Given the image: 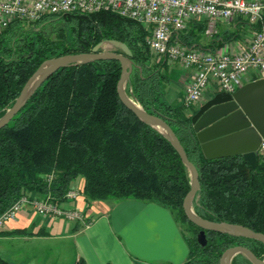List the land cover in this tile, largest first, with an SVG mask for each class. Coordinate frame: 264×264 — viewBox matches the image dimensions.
Masks as SVG:
<instances>
[{
    "label": "trees",
    "instance_id": "1",
    "mask_svg": "<svg viewBox=\"0 0 264 264\" xmlns=\"http://www.w3.org/2000/svg\"><path fill=\"white\" fill-rule=\"evenodd\" d=\"M205 27L204 20L190 21L179 41L202 47ZM149 35L141 23L106 10L49 14L36 22L12 20L0 31V116L43 60L88 52L101 40L124 42L132 53L126 92L148 113L165 119L197 168L194 211L264 233V152L256 155L254 167L242 155H203L191 123L197 107L167 101V59L150 50ZM239 35L220 29L209 49ZM120 71L116 59L59 68L0 128V214L29 192L61 202L79 177L87 201L130 198L171 210L190 232L184 236L188 253L183 264H219L222 252L233 245L264 259L263 243L252 238L206 230V244L198 243L200 228L182 209L190 188L188 170L171 143L121 102L116 90ZM0 264L14 263L0 256ZM231 264L252 263L237 254Z\"/></svg>",
    "mask_w": 264,
    "mask_h": 264
},
{
    "label": "built area",
    "instance_id": "2",
    "mask_svg": "<svg viewBox=\"0 0 264 264\" xmlns=\"http://www.w3.org/2000/svg\"><path fill=\"white\" fill-rule=\"evenodd\" d=\"M99 10L141 23L150 30L147 43L155 55L192 69L193 77L184 89L185 104L199 102L213 83L220 91L232 93L252 77H264V0H0V31L14 19L36 22L49 14ZM239 18L249 28L241 39L230 38L214 49L179 41V32L192 20H204V36L212 39L219 33L220 22ZM259 152H264V139ZM79 195L80 188L71 183L63 199L74 201ZM24 208L42 216L84 222L79 208L57 204L49 194H23L0 214V227Z\"/></svg>",
    "mask_w": 264,
    "mask_h": 264
},
{
    "label": "crops",
    "instance_id": "3",
    "mask_svg": "<svg viewBox=\"0 0 264 264\" xmlns=\"http://www.w3.org/2000/svg\"><path fill=\"white\" fill-rule=\"evenodd\" d=\"M221 27L228 32L237 30V39L249 29L240 18ZM210 40L203 36L201 46L211 48ZM167 70L165 97L168 102L178 103L179 98L183 100L193 71L178 61H167ZM218 91L213 83L201 101ZM201 101L193 105L198 107ZM72 183L81 187L82 180ZM29 195L44 196L35 192ZM60 204L79 208L84 222L42 216L24 208L0 227V256L14 264H183L186 259L188 246L181 225L171 210L154 201H87L80 194L76 200L63 199ZM21 229L26 233L17 232Z\"/></svg>",
    "mask_w": 264,
    "mask_h": 264
},
{
    "label": "water",
    "instance_id": "4",
    "mask_svg": "<svg viewBox=\"0 0 264 264\" xmlns=\"http://www.w3.org/2000/svg\"><path fill=\"white\" fill-rule=\"evenodd\" d=\"M131 51L119 40H101L90 51L64 54L43 60L23 84L13 104L0 116V128L4 127L24 106L40 84L54 71L62 67L76 66L99 59H116L120 62V76L116 90L121 102L141 121L160 132L174 147L190 178V188L185 194L182 209L186 218L200 228L197 241L206 244V230L259 240L264 245V233L225 221H212L200 217L194 211L196 192L200 184L196 166L189 160L180 140L162 117L148 113L139 102L126 92L132 70ZM192 128L203 155L208 159L242 155L252 167L256 163L259 146L264 139V77L244 83L232 93L215 92L202 102L191 115ZM244 255L252 264H264V259L246 246L226 248L219 264H231L237 255Z\"/></svg>",
    "mask_w": 264,
    "mask_h": 264
},
{
    "label": "rangeland",
    "instance_id": "5",
    "mask_svg": "<svg viewBox=\"0 0 264 264\" xmlns=\"http://www.w3.org/2000/svg\"><path fill=\"white\" fill-rule=\"evenodd\" d=\"M224 24H226V22H220V23L218 24V28L221 29V30H223L224 28H226V27H221V26L224 25ZM203 41H205V40H203ZM257 77L260 78L261 76H257ZM127 93H128V92H127ZM128 94H129V93H128ZM205 95H206L205 97H207L208 94H205ZM202 98H203V97H202ZM202 98H201V99H202ZM201 99H200L199 101H201ZM183 100H184V99H183ZM183 100H181V99L179 98V99H178V103H180V104H181V103H184ZM201 102H202V101H201ZM195 104H196V103H195ZM199 105H200V104H199ZM195 107H196V106H195ZM76 180L79 181V180H82V179L78 177V178H76ZM49 195H50V194H49ZM32 196H33V195H32ZM52 200H53V198H52ZM62 201H63V200H62ZM55 203L58 204V203H60V202H57V201H56ZM179 224L181 225V228H182V231H183V235L188 237V236L190 235V232L187 230L186 223H185V222H181V223L179 222Z\"/></svg>",
    "mask_w": 264,
    "mask_h": 264
}]
</instances>
